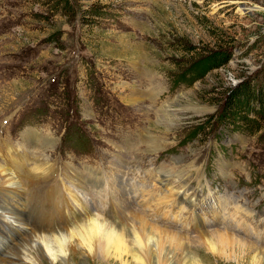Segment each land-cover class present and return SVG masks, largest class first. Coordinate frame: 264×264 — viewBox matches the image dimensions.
Returning <instances> with one entry per match:
<instances>
[{"label": "rangeland", "instance_id": "1", "mask_svg": "<svg viewBox=\"0 0 264 264\" xmlns=\"http://www.w3.org/2000/svg\"><path fill=\"white\" fill-rule=\"evenodd\" d=\"M201 59L226 63L190 73ZM263 83L264 0H0V144L24 147L36 139L29 154L43 156L47 165L39 163L50 170L33 176L36 185L24 189L23 201L28 194L44 200L55 175L66 182L70 173L97 172L104 188L118 190L122 210L142 209L149 197L176 187L173 177L159 187L155 169L181 168L184 178L192 171L186 198L193 203L183 204L177 219L186 233L174 216L179 199L156 207L152 224L189 238L193 249V238L222 229L239 207L244 231L225 230L264 250V128L242 119L232 127L222 117L230 94L254 84L261 93ZM147 131L163 149L149 148ZM198 174L209 192L192 191ZM80 192L111 214L107 191ZM182 254L160 264H191L194 255L200 264H244L240 253L230 260L204 248ZM79 258L73 255L72 264Z\"/></svg>", "mask_w": 264, "mask_h": 264}, {"label": "bare ground", "instance_id": "2", "mask_svg": "<svg viewBox=\"0 0 264 264\" xmlns=\"http://www.w3.org/2000/svg\"><path fill=\"white\" fill-rule=\"evenodd\" d=\"M153 88L157 90L158 87ZM155 91H152V94ZM130 98L131 100L137 99V91H132ZM161 117L165 118V116ZM146 138L147 143L151 144L149 148H153V152L163 149L159 138L151 135L149 131H147ZM34 140H26L24 147L21 146L22 148L8 146L5 142L0 144V228L3 229L0 230V264H72L73 255H79L81 264H108L112 260L119 264H146L147 262L150 264V261L153 264H160L166 260L170 261L175 256L178 257V254L183 253L182 255L188 256L190 251L196 253L203 248L217 260H230L231 254L240 253L239 260L244 264H264V250L225 230L231 225L234 227L233 229H237L239 232L244 231L246 223L242 220V211L239 207L233 208L234 213L231 215V220L228 221V224L223 222L222 229L213 232L203 230L193 238L192 241L199 244L193 249L189 238L165 230L160 223L158 225L152 224L154 221L158 222L156 218L160 216L155 210L156 207H160L164 203L168 204L171 199L174 200V203L175 199H179L182 203L189 195L190 186L187 184L192 179L190 174L192 171L187 172L184 178L182 176L184 171L181 168L164 166L158 172L156 171L157 168H154V174L157 177L155 181L159 183V187L166 186L167 177L174 178L176 187H173L172 191L169 188L170 193L167 191L168 189L166 190L170 195L163 193L166 191L162 190L163 194L158 192L156 194L160 193V195L155 194L149 197L142 205V209L131 208L127 204L122 210L120 203L116 201L118 190L113 184L112 192L107 190L108 200L106 202L111 214L104 215L103 210L105 211V208L102 202H96L89 196L90 194L80 192L82 189L93 190L92 180L94 185L97 181L102 183L100 180L103 179L99 174H96V171V173L90 174L89 178L85 177L89 173L88 175L70 173L71 175L67 177L66 182L61 180L66 177L65 175L63 177H61L62 174L60 177L55 175L56 180L48 187L44 200L38 201L28 194L25 197L27 200L23 201L21 196L25 194L26 190L24 189H31L36 185L33 178H44L50 171L47 170V166L39 163V160H42L41 162H45L47 165L46 160L40 158L43 156L36 157L29 154L31 152L28 151L29 148L35 149L36 145H32ZM50 141L49 137L44 140L45 144H49ZM186 170L190 169L186 168ZM68 171H70L69 168L66 169V173ZM130 172L132 174L133 169L127 171L128 174ZM194 176H196L195 181L198 185L193 186L197 189H192V191L198 195L199 189L209 192L210 189L203 185L205 179L203 174ZM30 177H32L31 181L27 180ZM156 188H154L153 193H155ZM138 191L141 194L143 188L141 187ZM135 193H138L137 190H135L134 195ZM122 194L123 191L119 192V195ZM154 196L158 198L153 200L152 197ZM230 201L228 200V202ZM62 205L68 209V212L63 213ZM179 205L181 207L177 208L178 213L174 214L175 220L178 219L179 212L184 208L183 204ZM118 210L120 211L118 212ZM145 210L154 213L156 215L155 220H149ZM210 212V214L216 213L214 209ZM203 213L208 214L204 211ZM63 214L68 215V217L65 219ZM243 214L248 213L243 212ZM29 215L35 217L34 224H30ZM58 217L63 221V225L58 224ZM223 220L227 221L225 218ZM206 223L209 224L207 221ZM177 224L181 231V223L178 222ZM47 227L50 231L45 230ZM70 229L74 230L75 236L61 250L56 239L69 236ZM182 231L186 233L183 228ZM5 234H8L9 237L6 238ZM40 238L45 239V244L50 246L52 254L49 253L45 244L40 242ZM255 244L257 245V243ZM61 251L65 254L62 255ZM254 252L256 255H253ZM53 255L55 261L52 258ZM191 264H200L196 255H194Z\"/></svg>", "mask_w": 264, "mask_h": 264}, {"label": "trees", "instance_id": "3", "mask_svg": "<svg viewBox=\"0 0 264 264\" xmlns=\"http://www.w3.org/2000/svg\"><path fill=\"white\" fill-rule=\"evenodd\" d=\"M225 61L218 63L205 64V59L197 61L196 64L189 70L190 73L196 71H208L209 69L217 68L225 65ZM205 65V66H203ZM196 70V71H195ZM261 93L256 84L252 85L247 91V88L240 89L239 92L230 94L225 101L222 117L225 123L234 127L236 122L242 119L243 124L249 126H263L264 128V83L262 84ZM247 113H251L252 117H245Z\"/></svg>", "mask_w": 264, "mask_h": 264}, {"label": "clouds", "instance_id": "4", "mask_svg": "<svg viewBox=\"0 0 264 264\" xmlns=\"http://www.w3.org/2000/svg\"><path fill=\"white\" fill-rule=\"evenodd\" d=\"M75 236V232L74 230L70 229L69 230V236L67 237H61V238H58L56 239V243L57 245L61 248V250L63 249V246L66 244V243H69L71 242V239ZM40 242L42 244H45V239L44 238H40ZM45 247L48 249L49 253L51 252V248L49 245L45 244ZM61 254H65L63 253V251H61ZM53 260L55 261V256L53 255Z\"/></svg>", "mask_w": 264, "mask_h": 264}, {"label": "snow or ice", "instance_id": "5", "mask_svg": "<svg viewBox=\"0 0 264 264\" xmlns=\"http://www.w3.org/2000/svg\"><path fill=\"white\" fill-rule=\"evenodd\" d=\"M50 254H52V253L50 252Z\"/></svg>", "mask_w": 264, "mask_h": 264}]
</instances>
